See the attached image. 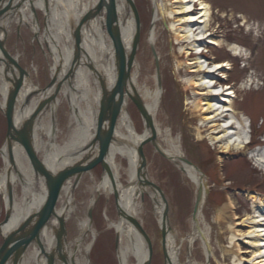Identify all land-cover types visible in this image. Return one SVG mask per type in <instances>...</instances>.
<instances>
[{"label": "bare ground", "instance_id": "obj_1", "mask_svg": "<svg viewBox=\"0 0 264 264\" xmlns=\"http://www.w3.org/2000/svg\"><path fill=\"white\" fill-rule=\"evenodd\" d=\"M150 2L152 22H150L147 32L142 37L141 42H139L136 50L135 65L130 71L131 79L127 88L131 93L139 95L144 110L152 117L154 130L158 136L156 141L162 147V151L176 161L177 167L183 171L186 178L201 189L202 206L198 217L193 222L194 233L190 235L189 241L191 245L194 240H201V246L204 249L206 258L211 260L215 258V250L211 244V227L207 224L203 225L205 220L203 210L207 199V194L203 191L208 185L207 178L201 174L197 165L184 159L186 156L182 150L181 136H174L170 128L167 126L160 127L157 123V116L161 114V112L159 114L160 105L161 103L164 105L167 90H163V87L161 88V85L158 84L156 75L148 79H140L142 63L138 58V51H140V55L146 56L147 46L150 45L157 52L158 60H162L158 47L160 40L161 45L163 46L164 44L160 37L165 32L167 33L166 43L168 52L173 57L174 74H178L181 68H185L184 74L186 77L181 84L183 96L186 95V91L190 90L194 98L190 103V107H187L189 101L185 98L183 108L185 111L190 110L193 114H197L201 125L208 127L207 129L199 127L194 129L193 134L197 139L204 137L203 130H206L208 132L206 137L211 143L221 142L220 148L224 151H230L233 148L236 150L240 149L244 145V141L248 139L249 133L241 125V120L235 115L236 112L234 110L230 112L229 119L223 118L224 110H232L233 100L236 95L232 90H228L225 96H219V98L211 95L213 89L207 88L210 79L205 74H199V70L206 67L207 61L203 57H186L185 60L182 59L184 53L189 55L191 50L199 51L201 49L202 38L208 34L210 27L214 11L213 5L207 0H150ZM194 2L198 3L197 8L194 6ZM97 5L100 6L101 12L83 24V40L78 42L80 43L78 44L72 36V24L77 23L88 10L96 8ZM42 9L47 11L48 14L47 30L45 35L39 37L38 31L41 27L39 19L36 18V13ZM13 10L15 15L8 20H0V25H3L6 30L10 29L12 24H16L19 27L22 25L28 26L32 30L35 29L36 35H38V43L45 53L46 46L47 55L49 53L53 58L54 65L51 66L50 73L55 75L56 72L63 69V75L65 71L70 72L72 64L78 65L73 76L74 79L65 78L66 80H64L67 83L64 88L68 86L69 81H74V87L63 89L58 105L47 111L46 104L36 114L33 125L27 127V130H30L31 145L34 147L36 155L43 160V163L48 166L50 171L57 172L78 161L86 152L84 149L81 150L84 148V143L91 142L94 137L97 130L102 97L101 78H105L107 84L111 86L118 81V74H122L125 71L123 64L126 63L120 54L117 55L115 40L109 30L110 13H113L116 17L117 23L115 25L119 30L123 43L118 44V51L122 53L125 50L127 56L133 51L137 29L136 22L139 21L141 24L142 21L135 0H31L23 6H13ZM142 27L141 25L140 29ZM5 35L6 31L0 28V38L5 37ZM6 38L9 39V36H6ZM174 40L182 44L178 49H175ZM214 42L219 45L223 43L221 39ZM229 48L234 54L241 52L240 46L236 43H230ZM76 52L79 53L77 58L74 56ZM18 66L23 69L20 64ZM1 70L0 75H3ZM33 70L38 72L37 66H33ZM25 71V79L19 89L20 96L18 101L16 100L12 106L14 123L20 128L24 126L23 122L28 120L37 110L43 93L48 94L51 92V89H47L48 92L41 90L37 84L33 83L27 74L28 71L26 69ZM19 74V69L13 67L6 77L9 80L13 79L14 76H19ZM62 75L61 77L63 78ZM2 78L3 76H0V79ZM35 93L37 96L29 102L31 99L29 95ZM7 95V87L0 85V105L4 108H7L8 104ZM5 97L7 98L5 99ZM222 100L227 101L229 104H224L225 102ZM131 101L128 95H123L121 110L116 112L114 115L115 120L112 123L115 137L109 149L110 153L107 155L108 168L103 170L100 182H96L93 176L94 193L89 201L83 200L82 203L86 207L94 205L99 198L96 196L97 192L99 194L105 193L109 199L111 196L115 198V193L117 192L119 193L120 205L128 213L138 216L139 195L150 192V188L145 186L141 178H151L148 170L144 171L141 167L139 147L142 142L150 138L152 129L147 128L140 133L129 110ZM65 103L68 104V111L66 123L61 127L57 121L54 120L52 122L51 117L54 119L56 108ZM44 116H46V119L45 122H42ZM5 118L8 117L5 115ZM218 118H222L223 121H219ZM232 121L236 123V127L229 126ZM149 142L154 146L151 140ZM16 143L12 147V153L17 169L16 172L11 174V177H7L3 170L4 164L6 166L10 164L7 147L1 152L3 158L0 167V194L4 211L7 213L9 207L11 208V210L9 209L8 219L3 223V233H7L16 227L29 212L40 207V205L42 208V203L48 196V187H46L45 179L38 175L35 168L31 166L23 146L17 141ZM97 147L96 145L95 149ZM94 154L88 159L95 158L97 155ZM258 154L257 164L264 168V149ZM217 158L220 160L224 159V157L219 155ZM123 160L127 162V166H122ZM122 174L127 179L126 183L122 180ZM75 177L77 178L76 175L69 178L70 181L67 182L64 191L61 195L59 194L61 196L58 197L60 198L58 204L60 207L56 204H47V207L44 205L51 217L41 228L40 237L45 243L46 250H56L55 264H58L59 261H62L61 263L59 262L60 264H88L86 254L91 248V243L84 246L83 237L87 233H91L93 236L96 234L93 229V222H90L85 214L83 217L80 216L76 212V207L73 206L75 188L82 181L76 185L73 181ZM9 182H12L11 184L13 185L11 193L8 189ZM75 185L76 187H74ZM92 188L90 185L88 190L91 192ZM152 196L157 204L155 210L159 214L158 223L162 226L161 231L163 232L165 226V218L162 216L163 205L159 207L160 201L155 193H152ZM248 197L252 203L254 214L241 222L232 219L228 226L231 231L230 242L232 247H235V250L233 249L232 263L264 264V198L255 195H248ZM142 207L143 205L139 209ZM225 212L226 209L217 211L216 219L221 222V219L225 218ZM118 215L121 217L119 221H113L107 215L106 221L119 234L117 254L119 263L145 264L149 258V252L143 235L127 217L120 215L119 211ZM66 217L71 220L75 219L73 224L79 230V234L75 235L72 240H67V243L65 240L59 243L57 237L60 233L67 236L68 222ZM162 218L164 221L161 220ZM242 224H246L247 235L245 238H248L250 242L246 250L237 243L240 235L238 234L240 230L237 227L242 226ZM167 226L169 231L166 237L162 238L164 258L167 259L166 264H184L180 261L178 234L174 232L171 225L169 226V220ZM146 232L149 233L148 230ZM75 246L77 248L74 250ZM58 248H60L62 253L58 251ZM30 250H32L31 247L28 249V254L21 264H37L38 259L40 264H50L52 261L44 254H41V258L38 257V248L32 252ZM248 254L251 257L246 256ZM64 256L67 260H63L62 257ZM189 262V264H210V261L198 262L194 259H189Z\"/></svg>", "mask_w": 264, "mask_h": 264}, {"label": "rangeland", "instance_id": "obj_2", "mask_svg": "<svg viewBox=\"0 0 264 264\" xmlns=\"http://www.w3.org/2000/svg\"><path fill=\"white\" fill-rule=\"evenodd\" d=\"M140 18L142 37L145 35L152 22L151 2L150 0H135ZM213 5V15L211 18V30L218 29L219 37L223 41L221 48H212L213 54L217 60L229 59L232 63V69L229 71L231 81L235 84L236 98L233 100V108L238 118L242 122H246L247 118L252 122H257L261 131H264V0H207ZM40 23L43 27V13L39 10ZM151 15V16H150ZM245 23V27L241 24ZM43 36L41 32L39 37ZM141 37V39H142ZM163 37V38H162ZM159 52L162 55L160 60V76L161 88L167 90L164 98V105L161 103L157 123L160 127L167 126L171 129L174 136L180 135L182 138V150L187 158L193 161L204 172L207 178L208 186L211 188L210 194L207 196L204 205V223L211 227V244L215 250V258H206L201 240H194L190 245V235L194 233V225L192 220V211L197 191V185L192 183L183 174L180 168L172 161L162 156L152 144L146 146L147 170L151 179L158 183L165 191L169 203L170 224L176 234H178L180 261L189 264V259L195 261H210V264H233V249L230 242L231 231L228 228L232 219L241 222L248 216L253 215L252 203L248 197L247 191H240L234 188L238 183H252L260 179L262 173L256 169L252 160L248 158L223 159L226 165V176L229 181L226 186L219 187L216 182V163L220 161L217 158V149L219 146H213L208 138L202 137L197 139L193 131L196 127L205 129L201 125L198 115L193 114L190 110H184V100L188 99L190 107L191 101L194 99L191 91H186L183 96L181 84L185 80V68H181L178 74H174L175 66L171 53L168 52L167 38L165 32L160 37ZM9 48L20 57L22 64L26 65L31 71L33 77H37V81L42 87L46 86L51 78L50 68L54 65L53 58L46 53L38 43V38L28 26L22 25L19 29L16 24H12L9 29ZM236 42L242 49V57H236L229 51V44ZM146 56L140 55L138 58L142 63V72L140 79H148L153 75L157 76L156 64L151 46H147ZM140 55V56H139ZM33 66H37L38 72L33 70ZM249 79L253 80L250 84ZM158 80V79H157ZM249 81V82H248ZM159 84V83H158ZM249 87V88H247ZM61 98V95H60ZM186 99V100H187ZM186 106V105H185ZM129 110L133 120L136 122L140 133L145 131L144 120L137 108L131 101ZM49 111V110H48ZM68 104L59 105L56 109L54 119L59 126L66 123V114ZM46 116L42 122H45ZM7 122L6 118L0 111V147L4 144ZM207 131H203V135H207ZM259 137L257 144H262ZM256 144V145H257ZM264 149V147H261ZM258 150V149H257ZM255 150V154L257 152ZM222 160V161H223ZM2 160L0 158V167ZM122 166H127V162L123 160ZM93 174V175H92ZM92 174H86L82 181L78 184L74 191L73 206L80 216H87L89 206L83 205V200L89 201L94 193L96 182L102 179L103 171L100 165L92 170ZM92 175V176H91ZM122 180L127 182L126 177L122 174ZM92 186V191L88 190ZM225 189L222 191L221 189ZM98 201L94 203L93 209V229L96 234L93 236L87 233L83 239V245L91 243V248L86 254L88 264H119L115 250V228L110 227V223L106 221V215L113 221H118L114 197L111 196L106 201L105 193L96 195ZM161 198V197H160ZM138 205V217L145 228L149 231L154 246L152 264H166L164 258V247L161 227L158 223L159 214H157L156 202L152 195L145 194V198ZM142 208L139 209V207ZM60 207V205H58ZM226 209L225 218L221 222L216 219V212ZM5 211L0 196V221L4 219ZM88 218V216H87ZM75 219L68 220L69 236L68 240H72L75 235L79 234V230L74 226ZM246 224L238 226L239 243L244 250L250 245L249 239L245 238L247 233ZM1 242V239H0ZM32 252V250H30ZM224 251V252H222ZM251 257L249 254L246 255Z\"/></svg>", "mask_w": 264, "mask_h": 264}, {"label": "water", "instance_id": "obj_3", "mask_svg": "<svg viewBox=\"0 0 264 264\" xmlns=\"http://www.w3.org/2000/svg\"><path fill=\"white\" fill-rule=\"evenodd\" d=\"M5 1H8L7 4H5ZM18 1V2H17ZM25 0H0V20L3 18L9 11L13 10V6H21L22 3ZM114 8L113 6H111ZM101 12L100 6L97 5L96 8L90 9L80 20H78L77 23L72 24V36L75 38V42H80L83 40V24L85 22L89 21L91 18L97 16ZM116 17L113 13H110L109 15V30L111 31L112 36L114 37L115 44H116V50L117 55L120 54L125 61L126 64H123L125 66V71L122 74H118V81H116L115 84L109 86L107 84V81L105 78H101V87H102V97H101V106L99 109L98 114V125L97 130L94 134L93 139L91 142H89L84 148L81 150H86L84 152V155L75 163L66 166L63 170H59L57 172H52L50 169L39 159V157L36 155V152L34 150V147L31 145V137L30 133L27 130V127L29 125H33V122L36 118V114L42 110L47 103L50 101L55 100V96L57 92L59 91L60 87L63 85L65 78L72 79L78 65L72 64L70 68V72L61 80H59L56 83L55 90L51 97L48 100H43L40 102V104L37 107V110L32 114V116L23 122V127L20 128L19 126H16L13 120V112H12V106L15 104L17 95L19 93L20 87L23 85L24 82V75L26 73L25 70L21 69L19 67L18 62L8 53V51L5 48V43L3 40L0 39V49L4 53L5 58H0V63H5L6 70H12L13 65L19 69L20 71V77H15L13 79H9L10 82V92L8 97V104L7 108H4V113L8 117V132L6 137L7 142V148H8V156L11 161V166L7 169L8 174L11 173L12 169H17L14 162V157L12 153V147L14 143L17 141L19 142L24 148L26 149L31 162L33 164V167L35 168L36 173L38 175L42 176L45 179L46 186L48 187V196L46 198L45 203L43 204V207L36 209L33 211L26 219H24L15 229L10 231L8 234L4 235V243L0 248V264H21L22 258L24 254L26 253V250L28 246L31 243L37 244L43 254L48 256L50 260V264H54L55 257H56V250H52L51 253H49L40 237L41 228L44 226L45 223L50 219V215L48 214L47 208H44V205H54L56 204L59 194L62 190L64 182L69 179L71 176L76 175V182L80 179L82 174H84L86 171L93 168L98 163H102L104 169L108 168V162H107V155L109 154V149L111 146V143L113 141V138L115 137V133L113 130V120H115V114L116 112H119L121 109V102L123 95L125 92L128 94L129 97H131L134 102L137 104L139 110L141 111L142 115L144 116L146 120V125L148 128L152 129L150 140L153 142L154 146L165 155V153L161 150L158 142L156 141V132L154 128V123L152 117H150L146 111L144 110V106L141 102V99L138 94L131 93L129 89L127 88L130 79L131 74L130 71L132 69L135 56H136V50L139 46V40H140V23L139 21L136 22V34L134 38V45H133V51L130 53L129 56L125 54V50L122 51V53H119V45L123 44L122 39L119 33V30L117 29V26L115 25ZM1 27V26H0ZM80 44V43H78ZM123 48V47H122ZM123 50V49H121ZM79 53H75V57L77 58ZM59 71L55 73L54 78L49 86H52L59 76ZM69 84L71 85V81H69ZM146 139L144 142L141 143L139 147V154L141 156V167L144 171H146V157L144 154V145L148 143L150 140ZM96 145L98 146L97 149H95ZM98 150V151H96ZM1 151V150H0ZM96 151V152H95ZM95 153L97 156L92 159H88L91 155ZM94 154V155H95ZM141 181L145 184V186H149L154 190L160 191L162 198L165 201L166 208L164 211V218H165V226L163 228V236L166 237V234L168 232V214H167V201L165 199V195L162 191V189L157 186L154 182H151L148 178H141ZM8 189L10 193L12 192V184L11 182L8 183ZM201 189L199 188V192L197 195L195 208L193 212V217L196 218L197 214L199 212L201 202H202V194ZM119 193H115L116 200H117V209L119 211L120 215H123L124 217H127L131 223L135 225L136 228L139 229L141 234L144 237L145 244H147L148 252H149V258L145 264H151V258H152V242L143 228L142 224L138 221L135 215L132 213H128L119 203ZM12 195V194H11ZM12 202V201H11ZM12 207V206H11ZM11 210V208L9 207ZM8 214L9 215V210ZM121 218V217H120ZM65 236L63 234H59L57 237V240L59 243L64 242ZM119 241V234L117 233V245ZM58 251L61 252L60 248H58ZM62 253V252H61ZM63 260L65 259V256L62 257Z\"/></svg>", "mask_w": 264, "mask_h": 264}]
</instances>
